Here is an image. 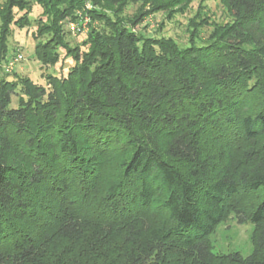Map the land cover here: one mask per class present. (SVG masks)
I'll return each mask as SVG.
<instances>
[{
  "label": "trees",
  "instance_id": "obj_1",
  "mask_svg": "<svg viewBox=\"0 0 264 264\" xmlns=\"http://www.w3.org/2000/svg\"><path fill=\"white\" fill-rule=\"evenodd\" d=\"M34 1L50 65L84 0ZM93 1L104 27L65 76L0 79V264H264V0H221L231 22L183 49ZM13 9L28 24L24 0L0 5V60ZM231 213L254 227L244 259L209 247Z\"/></svg>",
  "mask_w": 264,
  "mask_h": 264
},
{
  "label": "rangeland",
  "instance_id": "obj_2",
  "mask_svg": "<svg viewBox=\"0 0 264 264\" xmlns=\"http://www.w3.org/2000/svg\"><path fill=\"white\" fill-rule=\"evenodd\" d=\"M6 0H0V5ZM27 3L28 24H17V19L23 13L13 9L15 23L8 26L5 34L6 55L0 60V79L8 76L14 78H27L32 82L45 85L46 77L53 75L63 77L69 68L74 65L73 51L79 49L85 52L88 38L94 31L103 29V22L93 21L90 11L95 9L93 0H84L82 7L76 9L58 23L59 35L63 47L57 49V62L50 65L41 64L35 57V49L48 42L51 35H39V28L46 23L44 10L34 0H24ZM96 7L102 9L107 17L118 23L130 27L134 32L155 40H168L178 48L189 46H204L215 41L217 29L231 18L221 0H184L182 6H163L169 0H154L158 6L145 4L143 1L125 0L121 5L95 0ZM152 2V1H151ZM24 25V26H23ZM2 23L0 21V34ZM1 36V35H0ZM3 50V49H1ZM2 52V51H1ZM21 55L22 59L14 63L10 72H6V65L11 59ZM13 99V104H15ZM262 145V144H260ZM263 146V145H262ZM247 201L249 203V198ZM254 227L249 223H240L236 214H229L209 236L208 242L211 253L219 258L238 256L247 258L254 252Z\"/></svg>",
  "mask_w": 264,
  "mask_h": 264
},
{
  "label": "built area",
  "instance_id": "obj_3",
  "mask_svg": "<svg viewBox=\"0 0 264 264\" xmlns=\"http://www.w3.org/2000/svg\"><path fill=\"white\" fill-rule=\"evenodd\" d=\"M22 57L21 55H18L15 57V59H11L8 64L6 65V72H10L11 68L13 67L14 63H16L17 61L21 60Z\"/></svg>",
  "mask_w": 264,
  "mask_h": 264
}]
</instances>
